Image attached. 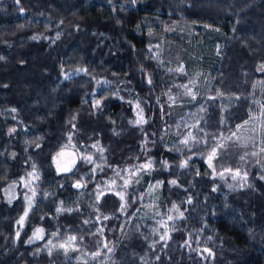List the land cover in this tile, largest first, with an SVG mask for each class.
Masks as SVG:
<instances>
[{
    "label": "trees",
    "instance_id": "1",
    "mask_svg": "<svg viewBox=\"0 0 264 264\" xmlns=\"http://www.w3.org/2000/svg\"><path fill=\"white\" fill-rule=\"evenodd\" d=\"M146 24L188 31L180 38L184 58L208 69L213 98L200 119L208 144L264 111V0H0V264H85L70 257L95 248L98 234L83 223V211H55L59 202L71 203L82 188L74 187L77 181L92 186L89 166L79 160L71 172L58 173L52 159L69 134L85 143L89 125L101 127L98 137L109 152L108 142L118 141L109 127L128 116L130 104L110 88L94 91L98 78L125 80L145 108L139 128L122 119L117 158L132 163L143 150L154 162L147 181L161 182V201L183 214L154 250L143 244L134 220L125 221L128 232L114 252L121 264H264V181L224 191L214 187L202 157L187 158L200 146L180 154L169 146L172 109L164 69L147 50ZM91 97L103 99L97 115ZM33 165L38 198L17 229L25 208L18 180ZM95 205L108 215L104 234L116 238L123 221L118 198L107 193ZM37 228L44 229L42 239H33ZM195 231L210 252L201 257L182 245ZM70 237L76 249L65 250L61 242Z\"/></svg>",
    "mask_w": 264,
    "mask_h": 264
},
{
    "label": "rangeland",
    "instance_id": "2",
    "mask_svg": "<svg viewBox=\"0 0 264 264\" xmlns=\"http://www.w3.org/2000/svg\"><path fill=\"white\" fill-rule=\"evenodd\" d=\"M155 24V23H154ZM146 29L149 39L147 43V50L149 54L157 60L165 74V93L167 101L171 107L172 123L169 133V146L178 154L186 149H190L193 145H198L200 148L197 152L191 153L188 157H198L203 159L209 176L214 179V187H222L224 191L237 192L247 187H254V178L264 181V111L259 109L255 114L251 113L248 119L235 125L228 133H220L219 135H213V142L208 144L205 131L202 129L201 121L203 113L205 112V101L212 99L213 95H210L207 91V85L209 80V73L207 68L198 67L193 62L184 58V48L181 44L182 33L188 34V31L181 30L170 24L154 27L153 25L146 24ZM177 37V38H176ZM185 41V39H182ZM183 69V71H177V69ZM76 70L73 73L80 72ZM187 86V89L184 86ZM100 87L110 88V92L117 100L127 101L130 104V110L127 113L128 116L121 115L118 117V122H113L112 127H109L110 136L113 140H118L122 137L124 132V125L122 119L125 118V122L133 127H141L142 124H136L140 118L141 110L143 119L146 120L145 108L139 98L134 94L131 88L127 85L126 81L117 78H98L94 80V91ZM190 90L195 99H192L191 95L186 94ZM93 95V94H92ZM90 111L92 114L97 115L103 109V99L91 97ZM97 101H100V106L96 107ZM139 105V108H137ZM96 127L90 126L85 135L89 136L85 143H74L69 139L65 140L63 147L68 145H74L65 149L66 152H75L76 157L91 155L93 163H86L84 160L78 159V161L84 162L89 166L87 172L90 173L92 180V186L90 188L82 187L76 195H74L71 203H58L55 207V211L58 208L63 211H83V223L90 227L93 224L95 233L98 234L96 239L95 248L91 251L87 250L79 252L76 255L70 257L71 260L81 261L85 264H121L115 255V250L119 247L123 238L124 232H128V229H123L125 221H133L134 230L141 234V240L143 244H146L151 250L159 243H166L169 234L175 229L176 223L179 219L183 218L182 211L177 207L173 208L164 204L160 199V184L157 186V182H148L146 175L150 171H139L136 176H132L131 172L137 168V166L146 163L152 158L145 156L140 144L139 150H142L141 158L127 163L123 161L125 157L117 158V150L121 148V142L109 141L108 144H112L110 149L107 150L104 141L99 138L102 132L101 127L95 131ZM191 133L195 139H190L189 144L186 146L181 143L188 134ZM235 133V135H233ZM142 134V133H141ZM70 134L68 135V137ZM137 140V139H136ZM141 144L147 148L146 135H142V139H139ZM140 143V142H139ZM217 144H223L222 149H218V155L215 160L212 161L213 167H209L207 156L209 155L211 148ZM97 145V147H93ZM62 147V148H63ZM61 148V149H62ZM201 148H204L201 151ZM59 149L54 156L60 152ZM103 149V152L99 151ZM115 157H113V156ZM244 159L241 160L240 157ZM72 157L69 155L58 157L59 166L65 167L71 161ZM53 160V159H52ZM55 169L57 170V163L53 161ZM99 166V167H97ZM154 166V162H153ZM96 169L93 172V169ZM101 168L103 170H101ZM225 169H231L232 171H225ZM127 170V171H126ZM237 170L239 174H237ZM33 172V168L29 169L19 178V188L21 189V195L23 197L25 208L22 214L16 221L17 229L22 228L18 223L20 217L24 214L28 203L25 199L26 196H31L30 189H34L36 196L34 201L38 198L37 193V180L28 176V173ZM38 175L37 171L35 170ZM120 175L117 176L116 173ZM222 174V175H221ZM246 174V175H245ZM24 178L21 181V178ZM123 177V179H121ZM235 177V178H233ZM84 176L82 177V179ZM131 178V183L126 188L122 187L124 180ZM115 180V184L112 181ZM138 181V182H137ZM28 184L25 187V184ZM85 184V182H81ZM116 192H122L124 200L121 201ZM113 194L119 200L118 211L120 216L123 217V221L120 223L121 227L118 229L120 233L116 238L106 236L103 232L105 217L108 215H101L96 210L97 196L100 198L104 194ZM259 193V191H258ZM14 195V191H10L9 197ZM80 195V196H79ZM121 204L125 206L121 208ZM133 204V208L129 215L127 212L130 210V205ZM177 206V205H176ZM61 211V212H63ZM168 216H172L173 220L169 221ZM167 227L165 228L164 225ZM167 232V237L161 240L160 237ZM198 231H195L185 237L182 245L185 246L188 253H195L198 257L203 254L210 253L206 241L201 239ZM73 238L70 237L64 242H61V246L65 250L76 249L73 244ZM208 238V236H207ZM105 244L107 247H105ZM110 249V251H109ZM207 249V251H205ZM146 257L144 253L141 255ZM141 258V257H140Z\"/></svg>",
    "mask_w": 264,
    "mask_h": 264
},
{
    "label": "snow or ice",
    "instance_id": "3",
    "mask_svg": "<svg viewBox=\"0 0 264 264\" xmlns=\"http://www.w3.org/2000/svg\"><path fill=\"white\" fill-rule=\"evenodd\" d=\"M33 39H36V37H33ZM0 59H2V57H0ZM261 70H264V65L261 66ZM177 71H181L182 72L183 69L182 68L181 69H177ZM149 82H151V81H149ZM184 87L187 89V86L186 85ZM186 94L191 95L192 96V99H195L196 98L195 95L190 90H188L186 92ZM99 106H100V101H97L96 107H99ZM137 108H139V105H137ZM12 111H15V109H13ZM144 122H146V121L143 119L142 110H141L140 118L137 121H135V123L136 124H142ZM10 131H14V129H12ZM233 135H235V133H233ZM68 139H69V142H71V139H72L71 135L68 137ZM190 139H195L192 136L191 133H189L188 136L184 140L181 141V143H183L184 145L187 146L189 144V140ZM37 147H39V145H37ZM69 147H74V145H71L70 143L68 145H65L60 150V152H58L57 155L53 157V161L57 163V171H58V173H68V172H71L75 168L78 159L84 160L86 163H93V158H92L91 155L76 157L75 152H66L65 149H67ZM93 147H97V145H93ZM223 147H224L223 144H217L216 146H214V147L211 148V151H210L209 155L207 156V161H208L209 167H213L212 161L217 158L218 149H222ZM99 151H101V153H102L103 152V149H99ZM65 155L71 156L72 159L68 163L67 166L61 168L59 166V163H58L57 158L58 157H61V156H65ZM240 159L243 160L244 157L241 156ZM163 163H164L165 166H167V161H164ZM186 166H187V161H184L181 164V167H186ZM32 167H33V172L28 173V176L31 177L32 179H39L38 175L35 172V165H33ZM97 167H99V166H97ZM95 170L96 169L94 168L93 169V172H95ZM101 170H103V169L101 168ZM141 170L142 171H150V170H153V161L151 159H149L146 163L137 166V168L131 172V175L132 176H136L137 173L139 171H141ZM225 171H232V170L231 169H225ZM237 174H239L238 170H237ZM116 175L119 176L120 173L117 172ZM233 178H235V177H233ZM121 179H123V177H121ZM23 180H24V178L22 177L21 178V181H23ZM131 182H132L131 181V178L124 180V184H123L122 187L126 188L127 186L130 185ZM112 183L115 184V180H113ZM160 183L161 182H157V186ZM170 183L173 184V185H175L177 183V181L172 180V181H170ZM27 186H28V184L26 183L25 184V187H27ZM85 186L86 185L82 184L79 181H77L76 184L74 185V187H76V188H81V187H85ZM13 187H14V185H13ZM30 191H31L32 195L25 197V199H26V201L28 203V207L26 208L24 214L20 217V219L18 221V223L21 226L23 225V223L25 221V218L28 216V212H29V210L32 207L33 198L36 196V192H35L34 189H30ZM115 194L119 196V198H120L121 201L124 200V195L122 194V192H116ZM99 199H100V197L97 196V201H99ZM9 202H11V201H9ZM124 206H125L124 204H121V208H123ZM173 208L175 209V208H177V206L176 205H173ZM61 211H63V209H60V208L57 209V212H61ZM181 215H183V214L181 213ZM107 218L108 217H105V219H107ZM168 220L169 221L173 220V217L172 216H168ZM162 226H164L165 228L167 227L166 224H164ZM43 233H44V229L43 228H37V229H35V232L33 234V239H42L43 238ZM17 236H19V233H17ZM166 237H167V232H165L163 235H161L160 239L161 240H164V239H166ZM73 239H75V238H73ZM29 242H32V240H30ZM105 247H107L106 244H105ZM109 251H110V249H109ZM205 251H207V249Z\"/></svg>",
    "mask_w": 264,
    "mask_h": 264
}]
</instances>
